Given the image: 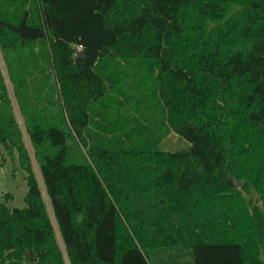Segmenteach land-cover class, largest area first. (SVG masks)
I'll return each mask as SVG.
<instances>
[{
    "label": "trees",
    "instance_id": "trees-1",
    "mask_svg": "<svg viewBox=\"0 0 264 264\" xmlns=\"http://www.w3.org/2000/svg\"><path fill=\"white\" fill-rule=\"evenodd\" d=\"M0 52L54 214L0 67V264H264V0H0Z\"/></svg>",
    "mask_w": 264,
    "mask_h": 264
},
{
    "label": "rangeland",
    "instance_id": "rangeland-1",
    "mask_svg": "<svg viewBox=\"0 0 264 264\" xmlns=\"http://www.w3.org/2000/svg\"><path fill=\"white\" fill-rule=\"evenodd\" d=\"M0 67L6 79V83H7L8 91L10 92V97H11L12 105L14 108L16 120L18 122V125H20V129L23 135V141H25V145L29 153V158H31L34 173L37 176V179L39 181L41 192H43L44 200L46 203V207L49 210V214L53 221V215H54L53 209H51L50 200L44 188L42 175L40 174L39 163H38L37 158H35L33 145H32V142L30 141L27 128H26V124L24 123V120L20 112V108L18 107L15 94H14V90L12 89L10 78H9V75L7 74L6 66L4 64L3 57L1 56V52H0ZM163 147L166 148V151L177 152L179 150L189 148L190 143L187 140H185L183 136L172 133L171 135L167 136L166 139H164L161 149ZM231 181L235 184L234 180H231ZM27 191H28L27 181L25 180L24 172L21 170L18 156L15 155L14 157H10L9 155H7V152L4 149V147L0 144V200L4 202L9 209H12V208L22 209L26 206L25 198L27 195ZM252 196L257 198V195L255 192L252 193ZM56 232L58 236V242L61 244V247L65 249L63 246V243H61L58 228L56 229ZM67 262L69 264V260H67Z\"/></svg>",
    "mask_w": 264,
    "mask_h": 264
},
{
    "label": "water",
    "instance_id": "water-1",
    "mask_svg": "<svg viewBox=\"0 0 264 264\" xmlns=\"http://www.w3.org/2000/svg\"><path fill=\"white\" fill-rule=\"evenodd\" d=\"M74 54H75V60H78V59H85L86 58V55L83 54L81 51L79 50H75L74 51Z\"/></svg>",
    "mask_w": 264,
    "mask_h": 264
},
{
    "label": "crops",
    "instance_id": "crops-1",
    "mask_svg": "<svg viewBox=\"0 0 264 264\" xmlns=\"http://www.w3.org/2000/svg\"><path fill=\"white\" fill-rule=\"evenodd\" d=\"M172 133H174V132H171L169 135H171ZM169 135H168V136H169ZM163 141H164V140H163ZM162 143H163V142H162ZM161 146H162V144H161ZM162 149L166 151V148H165V147H163Z\"/></svg>",
    "mask_w": 264,
    "mask_h": 264
},
{
    "label": "built area",
    "instance_id": "built-area-1",
    "mask_svg": "<svg viewBox=\"0 0 264 264\" xmlns=\"http://www.w3.org/2000/svg\"><path fill=\"white\" fill-rule=\"evenodd\" d=\"M77 50H79V51L82 52V46H79V47L77 48Z\"/></svg>",
    "mask_w": 264,
    "mask_h": 264
}]
</instances>
